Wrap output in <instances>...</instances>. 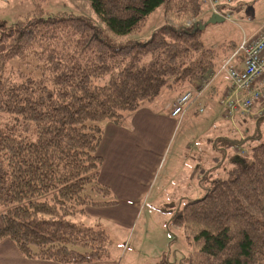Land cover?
<instances>
[{"label": "trees", "instance_id": "obj_1", "mask_svg": "<svg viewBox=\"0 0 264 264\" xmlns=\"http://www.w3.org/2000/svg\"><path fill=\"white\" fill-rule=\"evenodd\" d=\"M89 2L104 27L35 11L0 20V241L10 238L28 258L107 259L109 234L75 220L87 206L116 201L97 180L102 123L182 90L223 58L203 36L209 24L198 27L208 20L203 0ZM161 5L192 23L165 22L145 40L120 38ZM253 125L247 138L213 140L221 155L197 182L202 195L174 209L169 225L196 247L181 264H264V116ZM157 264L172 262L164 255Z\"/></svg>", "mask_w": 264, "mask_h": 264}, {"label": "rangeland", "instance_id": "obj_2", "mask_svg": "<svg viewBox=\"0 0 264 264\" xmlns=\"http://www.w3.org/2000/svg\"><path fill=\"white\" fill-rule=\"evenodd\" d=\"M234 1L236 4L242 3L246 6H254L256 10H259L257 8H262L264 10V0H231L230 3ZM204 3L205 10L203 12V17L209 19L212 15L211 13L214 12L212 0H204ZM237 6L238 5L233 6V11H235V7ZM218 8L220 10V7ZM34 11L43 14L44 17L64 14L83 15L91 18L101 27H104V22H101L97 13L93 10L89 0H0V20H4L8 24H12L19 18L24 17L28 13H33ZM152 13L153 14L149 15L144 25L139 27L137 31L126 34L120 38L122 40H145L149 39L152 33L160 26H163L165 22L177 25L180 23H192L191 20H186L184 22L177 21L176 18L173 17V14L171 15L168 13L166 15L164 5L157 7ZM231 14L233 16L235 13ZM262 15L263 14H261L260 11L255 12L256 19L262 18ZM232 18L233 20L235 19L234 16ZM228 23L226 21L210 23L207 26L208 28L203 31L204 38L214 41L216 34L213 32L214 28L211 29V27H216L221 24L224 27ZM239 27H241V25ZM227 56H224L223 58ZM11 64L14 66H21L22 63L13 60L11 61ZM219 76L221 77L223 75L221 74ZM219 76L215 77L210 82L208 85L209 87L205 89L201 98L198 99L199 103L209 101L211 105L210 107L216 111L214 116H209L210 109L205 106L206 110L202 113L195 114L191 111L187 116L186 112L185 121H182V123H179L177 118H173L176 120V132H174L169 142L166 139L167 136H160L159 132H157L158 129H155L153 125H146L145 131H143L144 139L141 137L138 143L140 150L144 148L143 145L148 148V150L146 149V153L148 154V160L146 161L147 165L145 164L147 166V182H136L134 183V187L124 186L120 189L126 190L125 192H129L128 190L130 188L138 189L139 192L131 198L134 202L130 203L129 201H119V198L113 196L116 199L113 197H110V199L116 200L115 203L102 206H87L90 211L78 214L75 217L76 221H82L86 224L94 225L97 228H102L107 232V234H109V243L107 244V246H109V251L106 257L107 259H113L116 264H157L161 261V259H163L164 255H166L168 261L172 262V264H181L182 259L196 251L195 245L188 240L184 231L169 225V222L174 213V209L182 203L180 202L181 196L177 195L179 192L185 190L188 195H191L193 188L198 191L194 194V197H197L201 196L203 191H201L198 186V180L196 177H194V182L192 180L187 182L183 179L175 181L173 180L175 178H171L169 174L171 172L173 173L174 168L176 167H179L178 173L182 174L187 172L185 169L186 167L184 166L190 161L189 158L182 155H190L189 157H192L194 160L195 176H197V173L202 171L203 168L198 170L196 169V165H198V162L202 163L203 160L201 157L203 155L201 153L200 154L202 156L200 154L195 155L193 153L195 152L194 148L197 142L198 144L200 141L208 144V142L211 141L213 138L211 135L212 125L217 122L215 115H219L221 111H223L222 106L218 102V97H220L223 92L222 87L219 86V84H216ZM227 81L229 82L228 79ZM194 83L196 84H187L182 90L179 89L177 92L175 91L174 93H170L169 96L166 95V97H164L161 101L157 100L151 103L148 106L150 107L148 108V111L157 107L156 109L159 108L158 111L160 114H164V107L167 103H170L175 97L182 94L183 91L190 89L195 90L196 87L201 86L202 81L199 79L194 81ZM196 104L193 103L190 110L197 109ZM252 117L260 118L257 116ZM217 124L219 125L218 122ZM188 137L190 138V141L187 143L188 145H185ZM142 140L146 143L143 144ZM183 142L185 146H182ZM164 146L166 148L165 151ZM188 146L192 149H189V151L187 150L186 154L184 148ZM149 151H152L153 155L154 153L156 154L153 156L152 160H150L151 154ZM231 151L233 150L231 149L229 152ZM159 158L161 159L159 165L160 167L157 166ZM140 159H136L138 160L136 162L133 161L131 166L129 164L126 165L125 163L123 166H130V170L133 172V167H138L144 163L143 161H140ZM180 161L182 163V168L179 166ZM153 174L154 178L149 180V176ZM158 177L161 178L159 182ZM126 178L129 180L136 179V177L133 176H128ZM159 190H162V194L158 193ZM141 193L145 195L138 198ZM137 198L138 201L136 200ZM135 205L137 209H134ZM93 207L99 208H97V211L93 212L94 210H91Z\"/></svg>", "mask_w": 264, "mask_h": 264}, {"label": "crops", "instance_id": "obj_3", "mask_svg": "<svg viewBox=\"0 0 264 264\" xmlns=\"http://www.w3.org/2000/svg\"><path fill=\"white\" fill-rule=\"evenodd\" d=\"M238 3V2H237ZM203 4L204 0H203ZM235 7V11H233V6ZM253 7V8H252ZM246 6L242 3L236 4V2H231V3H226L224 5L220 6V12L222 16L224 13H235L233 14L234 20L225 19L228 23L223 27V25H219L216 27H211L214 28L213 32L216 34V38L213 41L214 45H220L221 46V58L224 56H227L236 47V45L241 41V38L244 35H253L256 33L260 27L264 24V10L261 8H257L259 10H256L254 6ZM260 11L262 15V18L256 19L255 17V12ZM214 13V12H213ZM212 14V13H211ZM242 19V20H241ZM235 23V24H234ZM230 24V25H229ZM241 25V27H239ZM210 29V30H211ZM227 29V30H226ZM234 30V31H232ZM192 85L196 84L194 82L191 83ZM216 84H219V86L222 87L223 92L221 95L224 93V91L229 88V82L226 79V76H219L218 81ZM220 95V97H221ZM169 96V95H168ZM218 97V102L221 99ZM176 98V97H175ZM174 98V99H175ZM173 99V100H174ZM160 101L162 99H159ZM172 100V101H173ZM171 101V102H172ZM170 103H167L164 107V114H160L157 107L155 109L152 108L151 111H148L150 107H144L141 108L137 111H134L132 113L127 114L123 120L119 123L113 122V121H105L102 123L103 126V133H102V138L98 145V154L102 157L103 162L102 165L100 166L99 174H98V182L101 185L108 186L111 189V195L107 198L110 199V197L116 196L119 198V201H129L130 203L134 202L131 200V198L139 192L138 189L136 188H130L128 191L125 192L126 190H120L122 187H134V183L136 182H147V175H146V161L148 160L147 158V153L146 149L148 148L144 146L143 149L140 150L139 147V139L142 137L144 139L143 131H145L146 125H153L155 129L157 128L159 132V135H166L167 136V141L169 142L171 140V137L173 136L174 132H176V127H175V121L170 114H169V109H170ZM196 104L197 109L190 110L191 106ZM203 105V106H202ZM207 106L209 110V116H214L216 114L215 109L211 108L209 101H206L205 103H199L198 99L192 102L188 108H187V116L192 113L198 114L199 107H204ZM259 106V105H258ZM257 106V107H258ZM206 110V109H205ZM204 110V111H205ZM223 110V109H222ZM224 111V110H223ZM221 111L219 115L216 116V121L215 124L217 125H212V136L213 138L211 139L208 144H205V142H201L198 144L196 143V146L194 148L195 152L193 154H200L202 157V163L198 162V165H196V169L203 168L201 172L197 173V176L194 175L195 171V162L190 158V155H182L186 156V158H189V163L186 164L184 167L187 170L186 173H178L179 167L174 168V172L170 173L169 175L171 178H175L173 180H179L183 179L184 181H193L194 182V177H196L197 180H200L199 178L201 177L202 172H204L205 169H208L207 167L211 166L212 164H215L217 160H219V156L221 155L220 150H216L215 147L213 148V140H217L220 137H228V136H233L235 134H239L242 137L247 138V136L250 134L252 135L254 130V121L256 120V117L252 116H244L242 113H238L235 115L234 119L231 118H226L224 115V112ZM185 112V113H186ZM159 113V114H158ZM186 116V117H187ZM182 121H185V114L183 117L179 120V123H182ZM223 122V123H221ZM242 126L244 129H247L248 132H244L242 129ZM264 126L261 127L263 130ZM209 134V133H208ZM193 136V135H192ZM191 136V137H192ZM205 136V135H203ZM190 137V135H189ZM187 138L185 145H188L187 143L190 141V138ZM206 138V137H205ZM192 139V138H191ZM208 139V138H206ZM247 144L248 140L246 139ZM143 144L146 143L144 140H142ZM184 145V142L182 146ZM184 145V146H185ZM189 149L191 150L192 148L190 146L185 147L184 151ZM234 151V148H230V150ZM166 150L164 146V151ZM150 155V160H152L154 155L152 154V151H149ZM184 154V153H182ZM187 154V153H186ZM141 158V159H140ZM161 158V157H160ZM159 158L157 166L160 167V161L161 159ZM200 158V159H201ZM136 159H140V161H143L140 166L138 167H133V172L130 170V166L132 165L131 163L134 161H138ZM130 165V166H123V164ZM146 164V165H145ZM201 164V165H200ZM180 168H182V163L181 161L179 162ZM128 176H133L136 177L134 180H129ZM153 175H150L149 180H151ZM159 178V177H158ZM121 179V180H117ZM161 178L158 179V182ZM121 181V182H120ZM125 183V184H124ZM198 192L195 189L192 188V196L188 195L185 190H182V192H179L177 195L181 196L180 202L185 200L188 197H194V194ZM201 192V191H200ZM126 193V194H125ZM159 194H162V190H159ZM145 194L141 193L138 198L143 197ZM188 195V196H187ZM200 195V194H199ZM115 198V197H113ZM138 198L136 199L138 201ZM116 199V198H115ZM135 199V198H133ZM183 203V202H182ZM181 204V203H180ZM92 206V205H91ZM100 206V205H96ZM97 208L99 207H93L91 210H94L93 212L97 211ZM137 209L136 205L135 208ZM90 211L88 207L86 208V212ZM113 220V219H111ZM2 225V218H1V208H0V226ZM0 264H82V263H60L57 261L53 260H43V259H37L35 258H28L24 256L16 246L15 242L11 240L10 238H4L2 241H0ZM83 264H116L113 259H103L99 261H92V262H83Z\"/></svg>", "mask_w": 264, "mask_h": 264}, {"label": "built area", "instance_id": "obj_4", "mask_svg": "<svg viewBox=\"0 0 264 264\" xmlns=\"http://www.w3.org/2000/svg\"><path fill=\"white\" fill-rule=\"evenodd\" d=\"M230 1L212 0L214 11L221 14L218 7ZM224 16L229 20L233 17L231 13H224ZM221 74L226 75L230 86L219 100L226 118L234 119L237 112L246 116H264V25L253 35H244L217 69L201 79V86L176 97L171 102L170 115L180 120L189 104L201 98L210 82ZM199 109V112L205 110L203 107Z\"/></svg>", "mask_w": 264, "mask_h": 264}, {"label": "water", "instance_id": "obj_5", "mask_svg": "<svg viewBox=\"0 0 264 264\" xmlns=\"http://www.w3.org/2000/svg\"><path fill=\"white\" fill-rule=\"evenodd\" d=\"M224 20H225L224 16L219 15L218 13H212V15L209 17V19L205 23H202L199 25L198 23H196L195 25L196 26L198 25V27H201V29H203V28H206V26L210 23L222 22Z\"/></svg>", "mask_w": 264, "mask_h": 264}]
</instances>
